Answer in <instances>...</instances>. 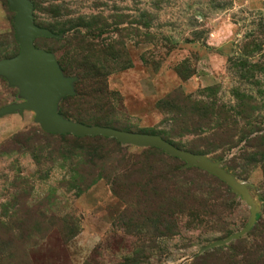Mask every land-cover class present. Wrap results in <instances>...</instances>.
<instances>
[{"label": "rangeland", "instance_id": "rangeland-1", "mask_svg": "<svg viewBox=\"0 0 264 264\" xmlns=\"http://www.w3.org/2000/svg\"><path fill=\"white\" fill-rule=\"evenodd\" d=\"M29 1L54 35L35 47L74 79L61 116L200 153L257 218L222 243L251 214L226 184L152 147L90 161L24 110L0 117V264H264V0ZM14 16L0 0V59L19 52ZM24 101L0 77V109Z\"/></svg>", "mask_w": 264, "mask_h": 264}, {"label": "water", "instance_id": "water-1", "mask_svg": "<svg viewBox=\"0 0 264 264\" xmlns=\"http://www.w3.org/2000/svg\"><path fill=\"white\" fill-rule=\"evenodd\" d=\"M6 1L8 9L15 14L13 28L19 52L12 58L0 59V77L5 78L10 86L16 87L20 97L25 101L1 108L0 117L28 110L33 112L34 121L46 133L69 134L76 137L101 136L114 139L121 145L160 149L185 162L186 167L195 166L214 176L245 201L251 212L248 224L242 231L230 236L222 243L239 238L252 228L257 216L253 211L247 188L205 156L181 150L157 135L101 126H86L61 116L57 111L58 103L65 96L73 94L74 79L63 76L52 53L36 48L34 45L36 38H52L54 35L49 30L34 24L32 4L29 0ZM214 245L216 244H210L201 251Z\"/></svg>", "mask_w": 264, "mask_h": 264}, {"label": "trees", "instance_id": "trees-1", "mask_svg": "<svg viewBox=\"0 0 264 264\" xmlns=\"http://www.w3.org/2000/svg\"><path fill=\"white\" fill-rule=\"evenodd\" d=\"M67 118H69V117H67ZM73 121L84 124L86 126H101V127H108V128H113V129H117V130H121V131H127V132L145 133V132H139V131H130V129H125V128L119 129L117 127H112L110 125V123L101 122V121L98 122L96 120L82 121L78 118H73ZM39 133L43 137L44 136H54L57 138L70 137V139L74 141L73 144H74V147L76 149L82 150L86 147L85 152H87L89 154L88 156H89L90 161H93L97 155H100V154L105 155V152L109 151L108 149H111V146L117 147V148H120V146H121V144L118 143L116 140L101 137V136H97V137H76V136L69 135V134H67V135L50 134V133H46L44 131L43 132L40 131ZM26 134H28V132ZM154 150H156V149H154ZM191 153L200 154L197 152H191ZM248 256H250L249 252H247V254L245 255V261L248 259Z\"/></svg>", "mask_w": 264, "mask_h": 264}]
</instances>
